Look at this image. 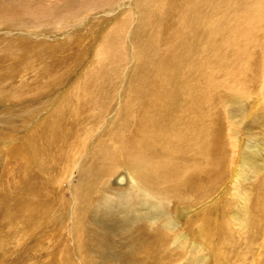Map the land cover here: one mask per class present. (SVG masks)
<instances>
[{
  "label": "bare ground",
  "instance_id": "1",
  "mask_svg": "<svg viewBox=\"0 0 264 264\" xmlns=\"http://www.w3.org/2000/svg\"><path fill=\"white\" fill-rule=\"evenodd\" d=\"M99 1L75 0L76 7L64 8L70 12L32 16L34 27L48 34H28L19 52L13 53V47L0 52V57L12 58L5 64L0 61V96L12 93L21 98L30 93V98L40 90L50 97L34 112H27L28 105L17 113L0 112L6 121L0 124V161L5 164L0 178V234H5L0 252L4 241H17L12 248L8 245L10 251L4 249L8 254L0 253V264L15 256L16 261L7 264L32 262L35 250L46 244L45 235L50 242L45 251L50 254L52 243L64 232L63 246L72 242L78 262L68 251L61 255L60 248L53 252L54 260L42 264H96L101 256L94 254L96 242L88 226L89 236L80 245V227L87 221L98 223L100 215L117 222L114 216L119 213L129 216L128 224L144 223L146 231L143 238L139 232L129 236L133 243L123 253L122 264H264V54L258 57L247 49L252 32L264 34V0H160L165 8L161 12L177 5L183 17L198 10L201 15L183 34L177 25L173 37L162 35L171 46L157 45L149 54L162 74L142 79L139 94L156 118H147L143 109L124 129L117 116L122 114L125 81L146 67L137 53L150 30L149 5L147 0H113L116 6L104 14L114 15L119 23L130 12L135 24L125 45L130 54L118 59L120 64L125 61L124 82L114 81L108 88L112 96L106 111L111 109V116H104L99 126L102 88L90 87L89 79L98 68L96 82L103 77L112 58L103 48L107 42L118 46L120 40L110 39L118 29L112 25L101 31L104 16L85 21L70 14ZM52 32L56 40L49 37ZM44 37L56 42L38 40ZM88 41L97 43L89 67L55 104V93ZM40 48L44 51L31 59ZM18 59L26 62L21 70ZM213 60L225 61L219 74ZM180 63L183 69L189 67L177 75L175 64ZM218 112L224 113L222 122ZM240 115L252 120L236 121ZM254 127L259 131L252 132ZM220 130L224 136L219 143ZM141 143L147 144L148 159L137 151ZM88 149L95 155L89 162L84 158ZM117 167L115 177H120L113 183L109 173ZM76 174L79 184L74 183ZM36 178L49 184L46 191L57 198L42 196ZM63 192L69 195L65 207L60 204ZM46 199L53 202L40 203Z\"/></svg>",
  "mask_w": 264,
  "mask_h": 264
},
{
  "label": "rangeland",
  "instance_id": "2",
  "mask_svg": "<svg viewBox=\"0 0 264 264\" xmlns=\"http://www.w3.org/2000/svg\"><path fill=\"white\" fill-rule=\"evenodd\" d=\"M73 1H75V0H0V52L1 51L9 52L10 50L7 49L9 47L10 48L13 47V49H12L13 53L19 52L22 49V47L24 46L23 43H26L29 41L30 38H25V36L28 34L29 35L38 34V37H42L43 35L46 36L48 34L47 30H43L44 32L41 30V32H40L39 30H37L38 28L34 27L35 21L32 19L33 18L32 16L36 15L38 17V14L42 13L43 11H46L51 16H53L59 12H70L69 10H67V9L65 10L64 8L66 6H70V5L74 6ZM112 1L113 0H100L99 2H97L93 5L91 3L90 6L86 7L80 13L75 12V9L72 11V13H70V14H72V16L78 15L80 17L81 16L84 17L85 21L87 19L89 20L90 19L89 17H91V19H92L93 17L104 16V18L102 20L103 24L101 27V31H103L106 26L110 28L112 25H113L112 29H114L113 27H115L116 30L118 29L117 32H115L116 34L112 33L110 35V39L112 41L115 42V41L120 40V43L118 44V46L114 47V45H110L107 42V44H105L104 48H103V52L105 50H107L105 52V55H108V54L112 55L110 63H107L105 65V67L103 68V77L101 78V80H99V82H96V79L94 77H96L97 74H99V76L101 75V72L99 71L100 69L98 68L99 70L95 69L96 71L92 72V75L90 76L92 78L89 79L90 80L89 81L90 87L95 86L94 88H96V89L102 88L101 107L99 105V110H100L101 114L98 115V117H102V119L98 118L97 125L99 124V126H100V124H102L104 116H108L111 114V113L109 114V111L111 109L106 111L107 110L106 107H109V105L111 104V102L109 101L108 98L112 96L111 94L110 95L107 94L108 88L111 86L112 83H114V81H116L118 83V82H120V80L123 81V79H125L124 78L125 76L122 77L124 74L126 75V72H124L125 67L123 66L125 61L122 64H120L119 60L122 59V57H126V55L130 54V48H128L125 45L128 44V38H129L128 34H130V31L132 30V28L135 24L134 16L130 12L126 13L125 18H123L121 21H119V23L114 22V18H115L114 15L105 16L104 14H108L111 11L112 7L116 6V4H117V2L112 3ZM168 1H171V0H168ZM14 2L15 3L17 2V4H15ZM147 2H148L147 4L149 5L147 8L149 19L147 18L146 21L150 20V23L148 24V26L150 27V30H149V32H147V40L143 41V43H139L138 53H137L138 60H140L142 63L145 62L146 67L140 69L138 71V75L136 74L135 76H133V79H131V77H128V81H125L126 89L124 90L125 95L122 98V108H121L122 114H118V116H117V120L121 121L120 128L122 127L123 129L127 127V124L129 123L130 120L133 123V120L138 116L139 112L142 111L143 109H146L144 111H145V115L147 116V118L155 117L154 116L155 110L151 109L148 106L149 104L147 103V101L142 99V95L139 94V92H140L139 86L142 85L141 84L142 79L154 80V79H157L158 77H160V73L162 74L161 71L159 72V70L161 69V66L159 64H157L155 59H153L154 62L150 61L149 54L152 51H155V48L157 45H163L162 47L171 46L172 42L163 40L162 35L169 34V35H171V37H173V35L177 33V31L174 30V27L177 25H178V27L180 26L178 29H181L179 32L181 34H183L182 31H186V30L190 29V27H192V25L194 23L192 21H195L196 16L201 15V14H198L199 13V10H198L197 13L193 16H189L188 18H186V16L183 17V12L181 13L180 6H177V5H174L171 8L167 7L166 8L167 13H165V12H161V10H164L165 8L161 9L162 8V4H161L162 2L160 0H149V1L147 0ZM107 3H108V5H107ZM74 7H76V6H74ZM151 13H152V15L150 16ZM208 16H209V14H208ZM183 18H184V23L182 22ZM124 19H125V21H124ZM131 21H132V23H130ZM118 24H119V26H118ZM122 29H123V31H122ZM125 29H126V31H124ZM159 31L162 32L163 34H161ZM7 34H8V36H7ZM64 34H66V32L63 34L59 33L60 38L65 36ZM125 35H127V36H125ZM123 36L126 37L127 40ZM49 37H51L54 40H56L58 38V36H56V34L54 32L50 33ZM122 38H124V39H122ZM165 39H166V37H165ZM254 39H255V41H254ZM38 40L46 41L47 39H46V37H44V38H41ZM38 40H36L35 42L38 43ZM48 42H49V44H53V42H56V41L51 40ZM88 43L89 44L86 48H82V52L80 53L81 55L79 54L80 57L78 56L75 59V62L72 64V67L69 70V74L66 77V83H64L62 86H60L58 88L57 92L55 93V96H54L55 97V101H54L55 104H56V102L59 103L60 98L61 99L63 98L64 93L69 90L70 86H72L79 79V77L82 76V73H84V71L89 67V64H90L91 59L94 55V49H95L97 43L89 42V41H88ZM187 44H188V42L186 43V46H187ZM107 46H108V48H107ZM15 49H16V51H15ZM247 49H248V51H252L258 57L260 55L264 54V34H261L260 31L252 32V34L250 36V44H249ZM42 51H44V50L43 49L38 50L36 53H34L33 56H31V59H37V57L39 56V54ZM185 51L187 52V48H185ZM160 53H161V51H160ZM17 56L19 57V55H17ZM113 56H114V58H113ZM162 56L167 57V58L169 57L165 53H163ZM109 57H111V56H109ZM213 57L215 58L214 55H213ZM46 58H44V62H48V57H46ZM11 59L12 58L0 57V61L4 64L11 61ZM45 60H47V61H45ZM116 60H118V61L115 63ZM17 61L20 62L19 59ZM49 61H51V60L49 59ZM1 62H0V64L2 65ZM104 62H106V61H104ZM104 62L102 61V63H104ZM224 62L225 61L222 62L221 60H213V64H215V66H216L214 68H217L216 72H218V74L220 72H222V67L224 65ZM20 63L21 64L19 65V68H18L19 70H21L26 65V62H24V61H22ZM111 63H114L113 67L111 66ZM180 65H181V63L179 65L175 64L176 70H177V73H176L177 75H178L180 69L181 70L183 69V66L185 64L182 67ZM114 67H116V70L114 69ZM188 67L189 66H186L185 68H188ZM185 68L183 69L184 71L186 70ZM145 71H146V73H145ZM220 77H224V75L220 76ZM212 79H213V77H212ZM100 82H102V84ZM200 82L204 83L205 80L203 79ZM32 93H36V95L31 96L30 98H28L30 96V93L22 96L21 98H18L17 94L16 95H12V93L11 94H5V95L3 94L4 96L3 97L0 96V97H2L1 99L3 101L5 100V101L3 104L0 103V112L3 113L5 111H8V113L9 112L17 113L18 111L22 110L25 107V105H28V108L26 107L27 112L28 111L34 112L36 110L44 108L43 106H44V104H46L45 103L46 100L50 98L49 95H47V93H44L43 91H40V90H34ZM10 95L13 96V98H8V97H11ZM56 99H57V101H56ZM31 102H33L35 104H33ZM48 110H46V111L48 112ZM158 112L159 111H157V113ZM218 115H221V116H218ZM7 116H9V115H7ZM18 116H21V115H18ZM217 116L220 119V122H222L224 120V118H223L224 113L218 112ZM236 116H238V114H236ZM240 116L241 117L236 118V121H242V123H243L246 121L250 122L252 120V117H250L249 119H246L248 117H245V116L242 117V115H240ZM1 119H3V118L0 117V124H4L6 121H3ZM124 119H128V120L126 122H124L123 121ZM132 123H130V124H132ZM105 124H106V122H104V126H105ZM251 130H252V132L256 133L259 131V128L254 127ZM157 131H160V130H157ZM221 131L222 130H220V133H219L221 135V137L219 138V143H220V141L222 142V138L224 136L223 135L224 132L222 131V134H221ZM160 132H162V130ZM101 141H103V143H107L104 138H102ZM140 145L141 146L139 148H137V151L144 153L145 159H148V156L146 154L147 153V144L141 143ZM89 149L84 154V158H86L85 161H87V162H89L90 160H92L93 157H95L93 149H92V151H89ZM148 149L149 150H155V149H150V148H148ZM118 163H120V162H118ZM4 167H5V164L4 163L2 164V162L0 161V178H2L1 174L3 173ZM110 172L111 173H109V174L111 176L109 177V181L112 180V182L115 183L117 181V179L120 177V175H119L118 178L116 179L115 175H117L120 171L117 167V169L116 168L114 170L111 169ZM52 174H51V176H52ZM36 180L38 183L39 180L37 178H36ZM104 180H107V178L106 179L104 178ZM74 183L75 184L80 183L77 174L74 177ZM37 189L39 190L40 193L43 192L42 196H46V197L51 198V199L57 198V196H54L52 194L51 190L49 192L46 191L47 189H50L49 184L44 185L42 182H40V183H38ZM68 198H69V195L67 193L63 192L60 195L61 206H64L65 204L68 203ZM57 201H59V200H57ZM52 202H53V200H50V199L40 201V203H44L46 205H49ZM56 208H58V205L55 207V209ZM117 209H119L118 205H117ZM128 217L129 216L125 215V213H119L117 216H114V218L117 220V222H115V221L113 222L111 220L105 219L104 217H102L100 215L98 218V223L92 222V223L88 224V221L85 223H82V226L80 227L81 236L79 237V239L81 240L80 245L84 246L85 239L89 236L88 234L85 235V229L89 226L90 238L94 242H96V245H95L96 249L94 251V254H101L100 258L97 259L96 264H122V263H124L123 261H125V257L123 256V253L126 250L129 251L128 245L131 246L133 243V238H131L129 236L132 235V233H138L139 232L140 237L143 238V235H145V232H146L144 230V226H143L144 223H141V222L135 223V220H134L133 222H129V224H128V221H127ZM133 217H135V216L133 215ZM185 220H186L185 218H182L181 222L185 223V222H183ZM150 224H151L150 222H147V226H149ZM126 227H129V229H127L125 231ZM6 228H8V227H6ZM155 228H156V226H153L152 230H154ZM19 230H21L20 226H19ZM65 234H66L65 232L60 234L59 239L55 240L52 243L51 249L53 251L50 254H48L45 251L46 249L49 248V245H50V244H48V243H50V242H48V236L45 235L44 237L46 238V240H45L46 244L43 245V247H38L35 250V252L33 253L34 255L32 254V257H33L32 262L30 260L29 262H27V263L25 262L23 264H42V262L44 263L48 259L54 260L55 258L53 256L54 255L53 252L60 250V248H61V251H60L61 255L65 256V252L68 251L71 258L73 259L74 263L78 262L79 257L77 256L76 252L73 250L74 246H72V242L68 248H66V245L63 246V244L65 243V239H66ZM3 235H5V234L4 233L0 234V237H3ZM41 236L42 235H40V237ZM148 239L149 238L147 235V240ZM6 242L7 241H4V245H3L4 247L2 248L3 252H0V253L6 252V254H8V250L7 251H5V250L9 249V251H10L9 246L12 248L14 246L13 244H15V243L17 244V241H14V242L12 241L13 242L12 244H10L11 242L10 243H6ZM103 248H105L104 251L102 250ZM242 250L244 252H246L244 248ZM235 251H237V250L235 249ZM50 256H52V257L49 258ZM134 257H135V255H134ZM16 258H17V256L13 257L12 260L10 259L8 261H5L4 263H6V264L9 262L14 263L16 261ZM93 263L95 264L94 261H93Z\"/></svg>",
  "mask_w": 264,
  "mask_h": 264
}]
</instances>
